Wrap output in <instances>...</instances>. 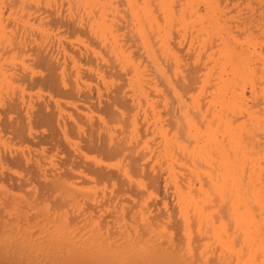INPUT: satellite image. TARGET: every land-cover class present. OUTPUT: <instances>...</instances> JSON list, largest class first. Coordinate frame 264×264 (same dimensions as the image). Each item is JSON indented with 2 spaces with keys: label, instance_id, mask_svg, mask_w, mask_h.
<instances>
[{
  "label": "bare ground",
  "instance_id": "bare-ground-1",
  "mask_svg": "<svg viewBox=\"0 0 264 264\" xmlns=\"http://www.w3.org/2000/svg\"><path fill=\"white\" fill-rule=\"evenodd\" d=\"M1 1H0V4H1ZM14 1L16 0H13V2ZM24 1L25 0H23V2ZM36 1L34 2L36 3ZM65 1L66 0H64L63 2ZM77 1L79 2V3L76 2L78 4L88 3L87 5H89V2L90 4L91 2H94V0H77ZM103 1L105 2V0ZM103 1L101 0L100 2L102 3ZM173 1H176V0H173ZM180 1L181 0H178L179 3ZM196 1H200L202 3V8L200 7L201 10H199L197 6L193 7V3ZM5 2L10 4L6 0ZM13 2L11 4H13ZM20 2L22 1L20 0L19 4ZM107 2H105L106 5H107ZM128 2L127 4L129 5L128 6L129 12L128 14L126 12V16L127 17L129 16L128 17L129 19L126 17L128 19L127 22H126V18L122 16L127 10H125L124 13H115L112 15L111 14L106 15L107 12L110 13L112 10L110 11L107 10L108 8L107 7L105 8L106 5L104 6L102 5L103 3L102 4L100 3L101 7L99 5L100 8L98 9L101 10L102 6H104L107 12L105 10H102L104 13L105 12L106 13L104 14L103 12L102 13L96 12L98 14L97 15L95 14V16L93 15L92 17L90 16L92 12H90L87 9L88 8L87 5L85 6V4H82L85 6L82 10L84 11L88 10L89 13H87L88 11L84 13L87 14V16L88 14H90L89 16L92 17V19L89 20L90 19L89 16H88L89 17L88 19L85 17V15L82 14L84 16L83 17L84 19L80 18V21L87 20L88 25L85 22L87 25L85 26L89 29H85L86 32L87 30L89 31L91 30L93 33L97 35V36L95 35L96 38H91L92 40L89 39V41L93 43V39L96 40V42L100 44L98 48L102 50V53L106 54V52H108L109 56L111 57H109L108 55L106 56H108L109 58H112V60H115L114 63L116 64L114 65V67L118 63L123 66L129 65V67H127V71L129 70V72L124 73L122 71L121 73L123 75L128 74V76L125 75L127 77H124L123 75L122 76L124 77V79L126 78L125 79L126 85H127L126 91H128L129 89L128 92H130V95L128 94L127 97L126 96L122 97V95L114 96L112 94L110 96H106L107 94L106 93L104 94L105 98L104 97L100 98L99 94L93 93L92 95V93L90 92L91 90L88 89L89 91L87 92L86 97L92 100V101L89 100L90 101L89 104L92 103V106L93 107L95 106L94 114L96 112V113H99V115L96 114L95 116L93 115L94 118L93 117L89 119L87 118L88 122H86L87 121L86 118L84 122L82 120L81 125L83 123V125L86 127L84 128L82 126L83 129L82 130L80 129L81 130L79 131L81 132L80 134H78V132L74 133L76 132L75 130L73 133L76 135L73 136L72 134V137L74 138L77 137L76 142H72L74 138L70 140L71 139L70 137H69L70 141L67 140L69 142L68 147H69L70 155L73 157L75 155L76 157L79 158L78 161H81V163L78 162L80 163L79 167L81 168V173H82V176L80 178H82L81 180L84 179V181H81V184L83 182V185L85 186L86 185L84 184L85 182L87 183V187H88V184H91L93 189H94L93 186L95 184H97L98 186V184L99 183L101 184L102 182L112 184L113 186L115 184H118L119 189H118V186H117V189L119 191L120 196L118 195V192L116 191L117 189L114 187H113V190L115 189L116 190H115V193L114 192L113 193L116 194V197L118 196L120 198L115 200L116 197L113 195L112 199H114V201H111L110 200L111 197L109 198L105 197L106 193L105 194L103 193V195L101 193H92V195H89V194L84 195V196H87V195L91 196L89 197V201L87 203H86V199H84L85 201L83 200L84 202H81V201L78 202L76 200L77 202L75 203V205L71 206V203L73 202L69 201V203L71 202L69 204L70 207L68 206V204H66V206L69 207V211H68L69 215L66 216L67 220L65 219L66 220L65 221L64 214H63L64 216L63 218L60 217L61 213L59 212H61L60 211L61 208L58 210L52 211V212L59 211L57 215L54 214L55 216L51 214L52 213L51 211H49L51 213L47 212V214L46 213L40 214L42 215L41 216L42 218L40 220H38V217L34 219L33 217H35V215L34 216L31 215V217H28V214L27 215L24 214L25 210L23 211L22 209L23 213L22 212L21 213L23 214V219H21L22 214H19L20 218L18 217L19 215L15 216L16 210L18 209V207L16 206L17 202L14 203V205L16 204L15 206L17 208H15V214H12V216L14 217H12V220H11L10 218H8L11 215L3 216L1 214L2 209H3V207L1 208V206H3L2 204H4L6 207H7L6 204H9V202L6 203L8 199L7 197L6 202L3 200L4 203L1 201L2 204H0L1 205L0 206L1 208L0 209L1 211L0 212V264H141V260L143 259V256H145L146 254L148 255L149 260H150L148 261L149 264H180V262L181 264H229L230 262L232 264H264V0H223V2L222 0L221 1L219 0H184L183 3H180V4L177 3V5H179L177 7H173L175 4L173 2V5H172V0H155V2L151 1L153 3H151L149 0H140L139 3L135 2L134 0L133 1L129 0ZM200 2L198 3V6L200 5ZM26 3L24 6L29 5ZM109 3L107 5L108 7H109ZM56 5H57V2H56ZM64 5L65 4H63V6ZM112 5L114 8V4ZM112 5L110 4L111 8H112ZM7 6L8 8L6 7V9H9L10 6L9 5ZM89 6L91 7V5ZM15 7L13 9H15ZM70 7H72V5H70ZM73 7H74L73 10L74 9L76 10L77 7L75 8V5ZM66 8H68V6ZM94 8H92V10ZM174 8L176 9L178 8V11H176V9ZM122 9L123 7L121 8V12H122ZM69 10L67 11L68 13H69ZM114 10L115 9H113V11ZM2 11L0 10V17L2 13L5 14L4 13L5 10L4 12ZM23 11L24 10L20 11V13H22ZM6 12H9V11H6ZM11 12H9V15L12 14ZM57 12L51 13L52 16L55 17L54 13H57ZM81 13H83V11ZM81 13L79 12V15ZM70 14L73 19L72 13H69V15ZM108 15H111V17H108ZM6 16H5L6 19L7 18L11 19V17H8V14ZM69 17L67 16V19ZM75 17L78 18V15H76ZM58 18H54V19H58ZM33 19L35 18H32V21ZM60 19L61 17L58 20H54V21H57L56 23H58ZM61 21L63 25L64 21L63 20ZM69 21L70 20H68V22ZM128 21H130V25L134 27V28L130 27L131 30L130 28H128L131 31V32L129 31V33L131 34L129 35V38H128L130 43H128L127 38H125V36H127L126 34L123 33L125 35L124 38L126 40L116 35V34L122 35L120 31L122 29L129 27V25H127L129 24ZM4 22H5V19L4 21H2V24L0 23V35L2 34L3 37H5V35H3L4 30L2 33L1 25H3ZM24 22H25L24 24H27V26H28V23H30L29 20H27V23H26V19ZM21 24L23 27L24 26L23 22ZM83 24L81 25L79 23V26L81 27L83 26ZM29 25L31 26V24ZM72 25L78 26L77 23L76 24L74 23V21H73V24H71V26ZM5 26L3 25V27ZM13 26L14 25L12 23V28H14ZM38 26H42V25H38ZM65 26H66V23H65ZM68 26L70 27V24ZM77 28L79 30V27ZM82 29L83 27L80 30L84 32V29L83 30ZM40 30L41 29H39V32ZM27 31L30 32V30L28 29ZM89 31L87 33H89ZM117 31L118 33H116ZM8 32H10V30H8ZM36 33L37 32H35V36H36ZM41 33H43V30L41 31ZM41 35L39 36L40 37L39 40L40 42H43V40L41 41V38H43L44 34H41ZM6 36L8 35L6 34ZM46 36L44 37V40ZM116 36H118V39L116 38ZM3 37H2V40H4ZM12 37L15 38L14 36ZM88 37H91V34ZM8 39L6 37L7 42L5 43L6 45L3 44V47L4 46L9 47V45L7 44L9 43ZM83 39L85 38L83 37ZM14 40L16 39L12 40V42L14 43L10 41L11 43L10 45L11 46L13 45L15 48L16 47L18 48L19 47L18 44H20L21 42L18 41L19 43L17 44L16 43L17 41L15 42ZM34 40L36 41L35 43L38 42L36 39L33 38V40L31 41L33 42V44H34ZM106 40H109V41L106 42ZM124 40L127 43H125ZM46 42H43V43H46ZM96 42L94 41V45H96L95 44ZM80 43L81 42H79V44ZM27 45H28V42H27ZM1 46L2 45H0V47ZM39 46L41 47L40 43H39ZM87 47H89V49L88 48L87 49L90 50L91 47L88 45ZM92 47L94 46L92 45ZM11 48H9L10 49L9 51L8 48L6 47V49L9 52H11V50L14 51V49H11ZM23 48L24 47L22 46H21L22 50L19 48L20 50L18 51V53H20V55H22V51L25 50V48L24 50ZM29 49H31V47ZM36 49H37V46L33 50L37 52ZM185 49L186 50L192 49L195 52V53L194 52L192 53L191 51L192 53L191 55H189L190 51L188 52L189 54L185 53L186 57L187 55L191 56V62H186V64L188 65L187 66L188 68H184L186 69V72L188 73V77H187L188 82L183 80V77L181 74V69H183L181 68V65H182L181 63L183 62L181 57L183 56L179 55V52L180 51L182 52ZM17 50L15 49V51ZM39 50H38L39 51L38 53H35V51L33 53V54H36L34 56H36L37 62L34 60L33 56H32L33 58L32 61H35L36 63V64L34 63L35 66L39 64V66H41V68L45 70L46 74L45 76H43V80H42L43 83L44 84L46 83V86L48 85L49 88L50 86H52L55 88V90H57L58 88L56 87L58 86L56 84L59 85L61 83V82L60 83L57 82L58 79L60 80V77L57 73H56L58 75L57 77L59 78H57V81H55V78H56L55 72L57 70V69L55 70V67L58 68V65L56 66L57 61L56 60L53 61L52 59H50V57H47L49 54H51L52 52L51 50H49V52L50 51L51 52L48 55L47 53L43 54L40 48ZM93 50L94 49H92V51ZM186 50L184 52H186ZM8 51H5V53ZM44 51L45 49L43 50V52ZM103 51H106V52H103ZM0 52H1V49H0ZM128 52L129 53L133 52L135 56H138V58L135 59V61H133L132 57L129 58L132 55H129ZM13 53L18 54L17 52H13ZM13 53H10V54L13 55ZM97 53L95 54V50H94L92 52V57L94 55L96 56ZM7 54L9 55V53ZM8 55L6 57L7 59H8ZM134 55L133 57H135ZM5 56L6 55H3V57ZM13 57H11L10 55L9 58L13 59ZM17 58H19V55H17L16 59ZM32 58H30V60ZM3 59L1 58L0 60L3 62ZM11 59H8L9 62ZM74 59L72 58V60ZM84 59L85 58H83V60ZM201 59H203V63H201L202 67L199 70H196L197 69L196 64L202 61ZM5 60L6 59H4V62ZM19 60H21V58H19L17 61ZM28 60H29V57H28ZM94 60L93 62H96V60L95 61ZM21 61L17 62V64L20 63L22 67L24 62H21ZM74 61L76 63V60ZM74 61L72 62L74 63ZM85 61L86 59L82 61V63L84 62L85 68H88L86 67ZM9 62H5V63L9 64ZM93 62L92 64H94ZM105 62L106 61H104V63ZM82 63L79 62L80 65L79 64L78 65L81 66ZM104 63H103V66H104ZM13 64L10 63L9 66L5 65V67H7L6 69L8 73L7 75H9L10 73L8 72V67L13 69L12 68ZM119 64L118 66H120ZM100 65H98L99 68L102 66ZM24 66L26 65H23V68ZM74 66L77 67V65L75 64ZM117 67H115L116 70H118ZM1 68L2 67H0V69ZM70 68L73 70L72 74L76 72V71L74 72L73 66ZM122 68L123 67H121V70H123ZM71 69L69 70L70 72H71ZM81 69H80V72L81 71L83 72V70H85V69L83 70ZM114 70L113 71L111 70L112 74ZM2 72H0V76ZM85 73L88 74L89 72L87 73L86 71ZM90 73L92 74V70ZM2 74L4 75V77L6 76L4 72ZM21 74H20V77H21ZM91 74H89V76H92ZM3 75H2V78H4ZM11 75H10V78L6 76L4 79L6 78L7 80L11 79ZM66 75L67 74H65V76ZM75 76H76V73L73 75L72 78H74ZM23 77L26 78L25 73H24V76L21 77V80L24 81L27 79V78L22 79ZM103 77H104V74H103ZM2 78L0 80H2ZM39 78L41 79L42 76L41 77L39 76ZM92 78L93 77H91V80H93ZM12 79L15 80V78H12ZM36 79H35L36 81L35 85L39 86L40 81H38L39 79L38 80ZM7 80H5L7 86L6 87L4 86V88L8 87V83L10 85V82H9L10 80H8V82ZM0 82L4 83V81H0ZM72 82L73 84H75L74 80H72ZM17 83L18 82H16V84ZM79 83L83 85L81 81ZM28 84H30V81ZM31 85H29V87ZM17 86H16V89H17ZM41 86H43V84ZM106 87H105V90H106ZM4 88L3 89L1 88V89L5 91ZM11 88L14 90L12 86L7 88V90ZM95 88L97 87L95 86L93 90H95ZM12 89L10 93L12 92L14 95L15 91L13 92ZM150 90L154 92L153 94L154 96H156V99H157V96L162 95L161 93L162 91L163 92L166 91V93L169 95L170 104L172 105V108L170 111L166 112L169 115V119H167L168 121L167 126H165L164 125L165 122H162V120L160 119L161 117H159L160 115L158 113V109H156V106L154 105V102H153L154 100L152 101L148 99V94ZM128 92H126V94ZM4 94L5 93L2 92V95ZM34 94L35 93H33V95ZM41 94H43V92ZM11 95H9V97ZM164 95L166 94H163V96ZM166 96L165 98H167ZM11 98L14 100L13 96H11ZM150 98L152 99V96ZM9 101L10 100L6 102H9ZM165 101H167V99H165ZM36 102H37V98H36ZM161 102L163 103V99ZM12 103L14 105L15 100ZM17 103L19 104V102ZM155 103L157 102L155 101ZM18 104H16L15 106H17ZM27 104L29 105V101ZM115 104L120 106L122 109L127 110L128 114L126 113L125 114L126 116H124L122 111L121 112L118 111V114H117L115 112V109H116ZM20 106L22 107L23 105L20 104ZM42 106L44 105L42 104ZM42 106L38 104L37 110L39 111V107H42ZM167 106H168V103H167ZM8 108L11 109L10 107ZM19 108L17 109L19 110ZM26 108H27V105H26ZM86 108H88V110L89 109L92 110V107L90 108V106H87ZM17 109L16 108L13 109L14 112ZM60 109H59V112H60ZM6 110L9 111L8 109H5V111H3L5 112L4 113L5 115L7 114L11 115V113H13V112L6 113L7 112ZM85 110L81 111V113L87 112ZM118 110L120 109L118 108ZM10 111H12V109ZM140 111L143 112L145 115H147L146 111L149 113L151 111L150 114H152L151 115L152 119L150 123L152 125L151 130L148 132V124H146L147 128L144 127L146 129H144L142 134L141 132L139 133V129L137 128L136 122H135L137 113H140ZM20 112L21 111L19 110L15 114H17L18 117L23 116L24 118V115L20 116V114H18ZM131 112H133L132 113L133 115H131V118L130 116L127 117V115H129V113ZM43 113L44 112L40 113V116ZM76 113L80 115V112H76ZM15 114H14V118H15ZM46 114L47 113H45L44 115ZM61 114H63V112L59 114V117ZM149 115H147V117ZM35 116L36 114H34V117ZM64 116L62 119H64ZM85 116H88V112L87 114L85 113ZM55 117L57 119L58 115ZM23 118L21 117V120L19 121H23L22 120ZM77 118L80 120V119H83L84 116L83 118H81L80 116L77 115ZM48 119H46L45 121H48L49 124L47 123L46 124L50 125V122H49L50 120ZM60 119H58V121H60ZM74 120L76 121V119ZM79 120L78 122L81 121ZM53 121H55V119ZM58 121H55L56 126L61 125V123L59 124ZM108 121H111L113 123L114 121L115 123L117 122V127L119 126L118 124L122 122L124 124L125 129L124 128L122 129L119 126V128H117V130L115 129L116 130L115 131L113 127L112 130L114 132L111 133L110 126L107 125ZM2 122L3 120L1 121L0 124H2ZM60 122H62V120ZM4 123H6V125H10V124L12 125V123H9L8 121ZM13 123H15L16 125L15 120ZM72 124L74 125V123ZM22 125L19 124L18 126L21 128V130L22 129L24 130L25 127L27 129V123L25 124V126L23 125L24 127ZM52 125L54 126L55 123ZM67 126L71 127L72 125L70 122H68ZM11 127L12 128L14 127V129H11V132L12 130H14L13 131L14 133L13 132L11 133L10 128H7V126L5 128L7 132L11 133L13 136L15 133H19L18 135L20 137L19 136L17 137L21 138V141H20L21 143L22 136L24 135L23 137L26 138L25 136L27 134L26 131H25V134H22L24 132L23 131L19 132L18 129L20 130V128H16L17 125L16 127L14 125H12ZM73 128H76V126H74ZM54 129L56 131V128ZM72 129H71V132L73 131ZM29 130L31 129L29 128ZM68 131H70V129ZM59 133H61V130L58 132V134ZM64 133H68V132L64 131ZM63 135L65 136V134ZM148 135H152L153 137L155 136L157 138V146L154 147L153 149L150 148V151H148V149L147 151L145 150L146 153L143 152L140 155L139 150H138L139 148L140 149H142V147L148 148L147 146V140H148L147 136ZM2 145L4 144L1 143V146ZM145 148H143V150ZM87 154H90V155H87ZM20 155H18L19 157H17L18 158L17 160H19ZM7 157L9 158L8 154H7ZM14 157L16 158V156ZM157 157L162 162L164 159L165 161L164 167H162L164 163L160 165L161 162L159 161H158L159 166H157L158 164L156 165L157 161L156 163L151 162L152 160H154V158H157ZM144 158H147V159L145 160ZM2 159L5 161L6 158L3 157ZM20 159H23V158H20ZM74 160L75 159L71 160L73 161L72 163H74V165L72 163L71 164L76 167ZM23 162H21L20 160L18 164L21 165L22 163V165H24ZM22 165H21V168L22 169L24 168V169L23 170L21 169V170L24 171L27 167H24V166L22 167ZM4 166L2 168H4ZM11 166L13 169V164ZM18 167L20 169V166ZM18 167L15 166L14 169ZM75 167H68L67 173H66V176L68 179L67 181L63 180L64 179L63 177H60V176L58 177L59 173L57 174L55 172L57 175L56 174L54 175L52 174V172H50L52 175H54L53 177L48 176L47 175L48 173H46L47 177L51 178V179L47 178V182L50 187L49 189H51L50 191L54 192V190L56 189V188L54 189V187H57L55 184L52 185L54 186L52 187L50 186V183H49L51 182V184H53L52 182H55V180L54 181H51V180L52 178L56 176V178L58 177L57 180L59 178H62L60 180H63L66 182L69 181L67 184V186L69 187L64 185L65 183L63 181L62 182L64 183L63 184L64 187L66 186L69 189L70 197L71 196L74 197L71 194L72 192H74V190H76V188L74 189V186L75 184L78 183L74 179L76 178L77 180V178L79 177V176L77 177L75 171L73 170ZM44 170L49 172V170L45 168L43 169V174H44ZM52 170L53 169H51V171ZM9 171H7L8 175H10ZM26 171H24V173ZM31 172H33L32 169H31ZM31 172H28V173L30 174ZM1 173L2 172H0V174ZM62 174L63 173L61 171L60 175ZM8 175H6L5 177H7ZM34 175L37 176L38 173L37 175L34 173ZM34 175L33 177H30L29 175V177L35 178ZM2 177H3V174H2ZM2 177L0 176V180H2ZM12 177L11 179L17 184V179L19 180L20 177L19 176H18L19 178L16 177L17 179H15V177L14 178ZM26 177L28 176L26 175ZM29 177L28 179L26 178L27 181L28 180L30 181ZM37 177H38L37 183H39L41 179L43 181V178L40 177V173H39V176ZM39 177H40V180H39ZM9 178L7 177L6 180L10 181L11 179L9 180ZM26 180L25 182H27ZM33 180L34 179H32V181ZM20 181L22 183L18 182L19 184H17V186L20 187L21 189V186H23L24 188V185L22 184H25V183H23L24 179L20 178ZM45 181H46V178H45ZM45 181L43 182L47 185ZM60 182L61 181H57L58 183L57 185L61 186L60 189H62V185H60ZM10 183H11V186L13 185L16 187L15 183L14 184H12V182ZM10 183L9 182L8 184L6 183L8 187H11L9 186ZM37 183L36 185H34L35 183L31 185L32 186L34 185V187L37 185L39 186L41 182L39 184ZM2 184H4V182ZM42 185H43L42 188L44 190L45 188L44 184L42 183ZM80 187H77V190L78 188L83 189ZM26 188L27 187L24 188L23 192H25ZM57 189H59V187ZM13 191H15V189ZM62 191H65L64 188L62 189ZM6 192H9V191H6ZM17 192H15L16 194L14 195L20 197V195H17L18 194ZM26 192H29V191L26 190ZM19 193H20V190H19ZM48 193L49 192H46L45 194H48ZM24 194H27V193H24ZM34 194H37V192L36 193L34 192ZM39 194L40 193L37 194L36 199L38 198V196H39V199L43 197V194L42 195H39ZM107 194L110 195V192L109 193L107 192ZM11 195L13 198H15V200L17 199L15 196H13V194ZM82 195H81V198H82ZM99 195H102L101 199H99L98 197ZM0 196H1L0 199H2L3 198L2 194ZM31 196L34 197V195H32V192L30 193V196L28 197H31ZM45 197L46 196H44L43 198ZM50 197L49 198L46 197V200L47 198L49 200ZM34 198H33V201H34ZM43 198L42 200H40V202L43 204L42 206L38 199L37 200L35 199L36 200L35 202L38 205L40 203L39 206L41 207H43L44 205L48 207L47 204L43 203L45 202ZM21 199H22V195H21ZM29 199H28V203H29ZM54 199L51 198V200H54ZM58 199L57 201L59 202L60 199L59 200ZM30 201L32 202V200ZM57 201L56 200L55 202L49 201V203L55 204ZM35 202H34V205L36 204ZM80 202H81V205L86 204V206L84 208H82L83 206H81V209H83V211H79V213L76 215L74 213H77V212H73V211L76 208V204L80 208V204H79ZM57 203L55 205L59 207ZM53 204L51 205L49 204V205L53 208V206H55ZM12 205L7 207L9 211H10V207L12 209L14 208L13 207L14 205L13 206ZM24 205L26 206L27 204H24ZM5 206H4V209H7L5 208ZM46 207H43V208H46ZM61 207H64V205L63 206L61 205ZM65 207H64V210H65ZM20 208L21 206L19 207V209ZM52 208L50 210H53ZM77 208L75 211L78 210ZM4 209H3V213H8L7 212L8 210L5 212ZM32 210L30 209V211ZM31 213L33 214V212ZM36 214L39 215L38 212ZM145 214L146 216H144ZM19 224H21V226H19ZM33 226H35L36 228L34 233H32V231L30 230V228ZM140 241H142L141 245L144 242L143 243L144 245L142 246L146 245V247L148 246V248L144 247V249H141L142 246L140 247L138 246ZM145 248H146V251L144 254H142L141 250H145ZM214 254H215L214 260L208 258L209 256L213 257ZM172 259L175 263L172 261Z\"/></svg>",
  "mask_w": 264,
  "mask_h": 264
},
{
  "label": "rangeland",
  "instance_id": "rangeland-1",
  "mask_svg": "<svg viewBox=\"0 0 264 264\" xmlns=\"http://www.w3.org/2000/svg\"><path fill=\"white\" fill-rule=\"evenodd\" d=\"M1 1V0H0ZM3 1V0H2ZM1 1V4H2V6H1V4H0V10L2 11V9H3V11L2 12H4V10H5V14L7 15L8 14V17H11V19L10 18H7L6 19V15L5 14H3L2 13V15H1V19H0V23L2 24V21H4V19H5V22H6V24H5V22H4V26L5 27H3V25H1L2 26V33H3V30H4V33H3V35H5V37H3L2 36V34L0 35V36H2L3 38H4V40H2V37H0V45H2L1 47H0V49H1V52H0V59L2 58H4V59H6L5 60V62H9V60L8 59H11V58H9L10 57V55H11V57H13L14 56V54L15 53H13V52H17L18 53V51L21 49V46L22 47H24L25 48V50H24V48H23V50L25 51H22V55H20V53H18V54H15V58L13 57V59H11L10 60V62H9V64L7 63H5L4 62V59H3V62L0 60V64H1V66L0 67H2L1 69H0V72H2V70H3V72L5 73V75L8 77V78H10V75H11V79H8V80H10L9 82H10V85L14 88V90H13V92L15 91V93H14V95H13V93H12V95H11V93H10V91H11V89H9V90H7V88H9V87H11L10 85H9V83H8V87L7 88H4V86L6 87L7 86V84H6V82H5V80H7V78L6 79H4L5 77H4V75L1 73V76H0V79L2 78V75H3V77L4 78H2V80H0V81H4V83L3 82H0V123H1V121L3 120V122H2V124H0V146H1V143L2 144H4V145H2L1 146V148H0V172H2L1 174H0V176L2 177V174H3V177H2V180H0V193L2 194V199H0V204H2L1 203V201L3 202V200L6 202V199H7V197H8V199H7V202L6 203H8L9 202V204H6L7 205V207H9V206H11L12 205V203H13V205H14V203H16L17 202V207H18V209L16 210V215L15 216H18L19 214H22L23 213V211H24V214H28V217H31V215H35V217H33L34 219L36 218V217H38V220H40L42 217V215H40V214H43V213H46L47 214V212L48 213H51L52 211H55V210H58V209H60L61 208V212H59V211H56V212H52L51 214H55V215H57V213L59 212V213H61L60 214V217L61 218H63L64 216V220L66 219L67 220V218H66V216L67 215H69V207H70V203H69V201H72L73 203H71V206L72 205H75V203L78 201H81V202H84L85 200L84 199H86V203L89 201V197H91V196H89V195H92V193H101L102 195H103V193L105 194V197L107 198H109V197H111L110 198V200L111 201H114V199H112L113 198V195L116 197V194H114L115 193V190L117 189V186H118V189H119V185L118 184H115L114 186L112 185V184H109V183H99L98 184V186H97V184H93L94 186V189L92 188V185L91 184H88V187H87V183H85L84 182V184H86L85 186L83 185V182H82V184H81V181H84V179L83 180H81L82 178H80L81 176H82V173H81V168L79 167L80 165V163H81V161H78L79 160V158L78 157H76L75 155H74V157L73 156H71L70 155V153H69V147H68V144H69V142L68 141H70V140H72L74 137H72V134H73V136L74 135H76V134H74V133H77L78 132V134H80L81 132H79V131H81L82 129H83V127L85 128L86 126H84L83 125V123H82V125H81V122H82V120H83V122L85 121V118L87 119H89V118H94V116L96 115V114H98L99 115V113H96L95 112V114H94V110H95V106L93 107L92 106V103L91 104H89L90 103V101H92V100H90L88 97H86V94H87V92L89 91V90H91L90 92L92 93V95H93V93L95 94H99V96H100V98H105V95L104 94H106V96H110L111 94L112 95H122V97H127V95L129 94L130 95V92H128L129 91V89H128V91H126L127 90V85H126V78L124 79V77H127L128 76V74H125V75H127V76H125V75H123L121 72L123 71L124 73L125 72H129V70L127 71V67H129V65L128 66H123V65H121V64H119L120 66H118V64L115 66V67H120V68H118L117 67V69L118 70H116V68L114 67V65L116 64V63H114L115 62V60H112V58H109V57H111V56H109V54H108V52H106V51H103V52H106V54L105 53H102V50L100 49V48H98V46L100 45V44H98V42H96V40H94L93 39V43L91 42V41H89V39L90 40H92L91 38H96V34L95 33H93L91 30V32L89 31V30H87V32L89 31V33H87L86 32V30L85 29H89V28H87L86 26L88 25V21L86 20V21H84V20H81L80 21V18H82V19H84L83 17V15H85V17L86 18H88L89 19V17L90 16H92L93 17V15L95 16V14L97 15L99 12L100 13H102L103 11L102 10H105V8L107 7L108 9L107 10H112L110 13L109 12H107V10H105L106 12V15L107 14H115V13H124V11L125 10H127V11H125V13H124V15H122V16H124V18H126L127 16H126V12H127V14H128V12H129V5L127 4V2L129 1H127V0H109L110 1V3H109V1L108 0H105V2H107V5H108V3H109V7L105 4V2L103 1L102 3L99 1V0H94V2H91V4H90V2H89V5H91V7L92 8H94L93 10H92V8L89 6V5H87L86 3H81V4H78L79 2L76 0H72L73 1V3H74V1H75V3H74V5H75V8H76V10L74 9L73 10V3H72V1H70V0H66L65 2H63L64 0H45V1H43V0H25L24 2H23V0H21L22 2H20V4H19V1L20 0H16V1H14L13 2V0H6L7 2H9L10 4H8V3H6L5 2V0L2 2ZM34 1H36V3L34 2ZM49 1V2H48ZM68 1V2H67ZM115 1H116V3H115ZM133 1V0H132ZM135 2H140V0H134ZM150 2L151 1H153V2H155V0H149ZM219 1H221V0H219ZM13 2V4H11ZM27 2V3H26ZM33 2V3H32ZM38 2H40V3H38ZM52 2V3H51ZM55 2V3H54ZM56 2H57V5H56ZM76 2H78V3H76ZM97 4H96V3ZM98 2H100L102 5H106L105 6V8H104V6H102V9L100 10V9H98V8H100L101 7V4L100 3H98ZM123 2V3H122ZM153 2H151V3H153ZM173 2H174V6L173 7H177V6H179V5H177V3L178 4H180V3H183L184 2V0H181L180 1V3L178 2V0H176V1H173L172 0V5H173ZM200 1H196V2H194L193 3V7H195V6H197V8L199 9V10H201V8H202V3L200 2V5L198 6V3H199ZM222 2H223V0H222ZM17 3V4H16ZM25 3L26 4H29V5H26V6H24L25 5ZM34 3H35V5H34ZM38 3V4H37ZM59 3V4H58ZM68 3H69V5H68ZM95 5H94V4ZM129 3V2H128ZM196 3V4H195ZM4 4V5H3ZM16 4V5H15ZM37 4V5H36ZM44 4V5H43ZM63 4H65L64 6H63ZM79 6H77V5ZM82 4H85V6L87 5V9L90 11V12H92L91 13V15L90 14H88V16H87V14H85L84 12H86V11H88V10H82L85 6L84 5H82ZM110 4L112 5V4H114V8H113V5H112V8L113 9H115L114 11H113V9L111 8V6H110ZM123 4V5H122ZM125 4V5H124ZM7 5H9L10 7H9V9H6V7L8 8V6ZM11 5H13V6H11ZM32 5V6H31ZM38 5H39V7H40V9H39V7H38ZM41 5H43V6H41ZM53 5V6H52ZM68 6V8H66L67 6ZM70 5H72V7H70ZM98 5V6H97ZM99 5H100V7H99ZM122 5V6H121ZM4 6V7H3ZM16 6V7H15ZM21 6V7H20ZM28 6V7H27ZM60 8H59V7ZM66 6V7H65ZM83 6V7H82ZM96 6H97V8H96ZM119 6H120V8H119ZM15 7V9H13ZM30 7V8H29ZM53 7V8H52ZM123 7V9H122V12H121V8ZM201 7V8H200ZM24 8V9H23ZM27 10H26V9ZM35 8H37V9H35ZM42 8H43V10H42ZM85 8V9H86ZM90 8V9H89ZM104 8V9H103ZM116 8H118V9H116ZM17 9H18V11H17ZM32 9V10H31ZM48 9H49V11H48ZM71 11H70V10ZM96 9H97V11H96ZM174 9H176V8H174ZM22 10H24L22 13H20V11H22ZM30 10V11H29ZM34 10H35V12H34ZM39 10V11H38ZM45 10V11H44ZM69 10V13H72V15H73V19H72V16H71V14L69 15V13L67 12ZM79 10V11H78ZM80 10H82L83 11V13H81L82 11H80ZM92 10V11H91ZM6 11H9V12H11L10 14L11 15H9V12H6ZM29 11V12H28ZM38 11V12H37ZM44 11V12H43ZM58 11V12H57ZM62 11H63V13H62ZM65 11V12H64ZM89 11L87 12V13H89ZM95 11V12H94ZM176 11H178V8L176 9ZM175 11V12H176ZM14 12H16V13H14ZM53 13V12H57V13H54L55 14V17L54 16H52V14L50 15V14H48V13ZM67 12V13H66ZM78 12V13H77ZM79 12L81 13L80 15H79ZM96 12H98V13H96ZM25 13V14H24ZM42 15H41V14ZM60 13V14H59ZM65 13V14H64ZM104 13V12H103ZM104 13V14H105ZM34 14V15H33ZM36 14H37V16H36ZM48 14V15H47ZM53 14V15H54ZM67 14V15H66ZM83 14V15H82ZM4 15V16H3ZM16 15V16H15ZM28 15H29V17H28ZM41 15V16H40ZM51 17H50V16ZM63 15H64V17H63ZM76 15H78V18L77 17H75ZM111 15H108V17H111ZM6 16V17H5ZM31 16H32V18H35V19H33V21H32V18H31ZM33 16H35V17H33ZM67 16L69 17L68 19H67ZM82 16V17H81ZM21 17H22V19H21ZM36 17H38V18H36ZM61 17V19L59 20V22L61 23H56L57 21H54V20H58L59 18ZM92 17H90V19L89 20H91L92 19ZM129 17V16H128ZM127 17V18H128ZM27 18H29V19H27ZM45 18V19H44ZM51 18H58V19H51ZM75 18V19H74ZM85 18V19H86ZM126 18V22H127V20L129 19H127ZM3 19V20H2ZM10 19V20H9ZM25 19H26V23H27V20H29V22L30 23H28V26H27V24H24L25 22ZM31 19V20H30ZM76 19H77V21H76ZM79 19V20H78ZM18 20V21H17ZM61 20H63L64 21V23H63V25H62V21ZM67 20V21H66ZM68 20H70L69 22H68ZM74 21V23L76 24L77 23V25L78 26H76V25H72L71 26V24H73V21ZM38 21H40V22H38ZM66 21V22H65ZM72 21V22H71ZM19 24H18V23ZM23 22V27H22V23ZM36 22V23H35ZM38 22V23H37ZM87 23V25H86V23ZM12 23H13V27L15 28V30H14V28H12ZM16 23H17V25H16ZM33 23V24H32ZM35 23V24H34ZM40 23V24H39ZM48 23V24H47ZM65 23H66V26H65ZM79 23L82 25L83 24V26H79ZM128 23L129 24H127V25H129V27H127V28H125V29H122L121 31H120V33H122V35L121 34H116V35H118L120 38H124V34H126L127 36H125V38H127V40H128V38H129V35L131 34V33H129V31L131 30V28H134L132 25H130V21H128ZM10 24V25H9ZM29 24H31V26H32V28H31V26L29 25ZM42 25V26H38V25ZM44 24V25H43ZM70 24V27L68 26V25ZM20 25V26H19ZM37 25V26H36ZM61 25V26H60ZM86 25V26H85ZM7 26H9V27H7ZM59 26V27H58ZM26 27H28V28H25ZM38 27V28H37ZM40 27V28H39ZM42 27V28H41ZM44 27V28H43ZM46 27V28H45ZM49 29H48V28ZM58 27V28H57ZM68 27V28H67ZM74 27V28H73ZM77 27H79V30H78V28ZM83 27V29H84V32H82L80 29ZM85 27V28H84ZM131 27V28H130ZM4 28V29H3ZM19 28V29H18ZM22 28H24V29H22ZM128 28H130V30L128 29ZM27 29L28 30H30V32L29 31H27ZM39 29H41L40 30V32H39ZM46 29H48V30H46ZM55 29V30H54ZM58 29V30H57ZM75 29V30H74ZM82 29V30H83ZM8 30H10V32H8ZM16 30H17V32H16ZM24 30V31H23ZM33 30V31H32ZM36 30H38V31H36ZM43 30V33H41V31ZM59 30H61V31H59ZM68 30V31H67ZM74 30V31H73ZM7 31V32H6ZM12 31V32H11ZM19 31V32H18ZM22 31V32H21ZM67 31V32H66ZM70 31V32H69ZM126 33H125V32ZM6 32V33H5ZM35 32H37L36 33V36H35ZM38 32H39V34H38ZM45 32V33H44ZM60 32H62V33H60ZM86 32V33H85ZM131 32V31H130ZM8 33H10V34H8ZM12 33H13V35H12ZM15 33H16V35H15ZM53 33V34H52ZM77 33V34H76ZM83 33V34H82ZM93 33V34H92ZM116 33H118V31L116 32ZM124 33V34H123ZM6 34L8 35V36H6ZM25 34V35H24ZM31 36H30V35ZM41 34H44L43 35V38H41V41L43 40V42H46V43H43V42H40V35ZM52 34V35H51ZM57 34V35H56ZM63 34V35H62ZM65 34V35H64ZM85 34H86V36H85ZM91 34V37H88L89 35ZM14 36L15 38H13L12 36ZM23 35V36H22ZM28 35V36H27ZM34 35V36H33ZM48 37H47V36ZM50 35V36H49ZM81 35H83V36H81ZM96 35V36H95ZM17 36V37H16ZM46 36V38H45V40H44V37ZM57 36V37H56ZM79 36V37H78ZM118 36H116V38L118 39ZM6 37H7V39H8V42L9 43H7L8 45H9V47L8 46H6L7 48H8V50L10 51V49L9 48H11L12 46L10 45L11 43H10V41L12 42V40L13 39H16V40H14L17 44L19 43V42H21L20 44H18V48L16 47H12L11 49H14V51L13 50H11V52H9L7 49H6V47L4 48L3 47V44H5L7 41H6ZM20 37V38H19ZM24 37V38H23ZM27 37V38H26ZM38 37V38H37ZM41 37H42V35H41ZM83 37L85 38V39H83ZM11 38H12V40H11ZM33 38L34 39H36L38 42L37 43H35L36 41L34 40V44H35V46H34V44H33V42H31L32 40H33ZM56 38V39H55ZM65 38V39H64ZM68 38V39H67ZM124 38V39H125ZM22 39V40H21ZM28 39V40H27ZM32 39V40H31ZM51 39V40H50ZM54 39V40H53ZM67 39V40H66ZM64 40V41H63ZM69 40V41H68ZM71 40V41H70ZM83 42H82V41ZM126 40V39H125ZM124 40V41H125ZM178 40V39H177ZM19 41V42H18ZM24 41V42H23ZM67 41V42H66ZM94 41L96 42L95 44L96 45H94ZM107 41H109V40H106V42ZM27 42H28V45H27ZM49 42V43H48ZM60 42V43H59ZM79 42H81L80 44H79ZM91 44H90V43ZM105 42V43H106ZM2 43V44H1ZM12 43H14V42H12ZM39 43H40V45H41V47L39 46ZM67 43V44H66ZM74 43V44H73ZM78 43V44H77ZM125 43H127L126 41H125ZM128 43H130V41L128 40ZM26 44V45H25ZM52 44V45H51ZM65 44V45H64ZM82 44V45H81ZM98 44V45H97ZM107 44V43H106ZM6 45V44H5ZM15 45V44H14ZM31 45V46H30ZM46 45V46H45ZM74 45H75V47H74ZM86 45V46H85ZM87 45L88 46H90L92 49H94L95 50V54L98 52V50H99V52L97 53V57H99V58H97L95 55L92 57V52L94 51H92V49L90 48V50H88L89 49V47H87ZM92 45L94 46V47H92ZM16 46V45H15ZM36 46H37V52L35 51V50H33L34 48H36ZM45 46V47H44ZM53 46V47H52ZM74 47V49H73V47ZM77 46V47H76ZM80 46V47H79ZM82 46H83V48H84V50H83V48H82ZM31 47V49H29ZM41 49V52L44 54V53H47V55L51 52V54H49L47 57H50V59H52L53 61L54 60H56L57 61V64H56V66L58 65V68L57 67H55V70H56V72H55V81H57V78H59L60 77V80L58 79V83H63L64 84V86H63V84H56L58 87H56V88H58L57 90H55V88L54 87H52V86H50V88H49V86H48V88H47V86H46V83L44 84L43 83V76H45V70L44 69H42L41 68V66H39V64H37L36 66L34 65V63H35V61L37 62V60H36V56H34V55H36V54H33L34 53V51H35V53H38L40 50H39V48ZM44 47V48H43ZM60 47V48H59ZM65 47V48H64ZM70 47V48H69ZM96 47V48H95ZM20 48V49H19ZM33 48V49H32ZM48 48V49H47ZM66 49L65 51L64 50H62V49ZM78 48V49H77ZM88 48V49H87ZM98 48V49H97ZM15 49L17 50V51H15ZM45 49V51L43 52V50ZM80 49H81V51H80ZM85 49H86V51H85ZM22 50V49H21ZM30 50H31V52H30ZM39 50V51H38ZM49 50H51L50 52H49ZM186 50V49H185ZM185 50H183L181 53L179 52V55L180 56H183V57H181L182 58V60H183V62L181 63L182 65H181V68H183V69H181V74H182V77H183V80H185L186 82H188V73L186 72V69H184V68H188L187 66V64H186V62H191V56H188L187 55V57H186V54L185 53H187V54H189V55H191L194 51L192 50V49H189V50H186V52H184ZM4 51V52H3ZM5 51H8V52H6L5 53ZM91 51V52H90ZM190 51V52H189ZM191 51H192V53H191ZM21 52V51H20ZM189 52V53H188ZM3 53H5V54H3ZM7 53H9V55L7 54ZM10 53H13V55L12 54H10ZM26 53V54H25ZM56 53V54H55ZM100 53H102V54H100ZM195 53V52H194ZM6 55L5 57H3V55ZM28 54V55H27ZM32 54V55H31ZM58 54V55H57ZM100 54V55H99ZM128 54L129 55H132V56H130L129 58H133V61H135V59H137L138 58V56H135L134 55V53L132 52H128ZM182 54H184V55H182ZM7 55H8V59L6 58L7 57ZM17 55H19V58H21V60H23V61H21V60H19V61H17L19 58H17L16 59V57H17ZM72 57H71V56ZM106 55H108V56H106ZM133 55L135 56V57H133ZM27 56V57H26ZM32 56H33V58H34V60L35 61H32L33 60V58H32ZM52 56V57H51ZM58 56V57H57ZM68 56V57H67ZM78 56V57H77ZM82 56V57H81ZM104 56V57H103ZM25 57V58H24ZM28 57H29V60H28ZM81 57V58H80ZM91 57V58H90ZM186 57V58H185ZM22 58H24V59H22ZM30 58H32L31 60H30ZM57 58V59H56ZM65 58V59H64ZM72 58L74 59V60H76V63H75V61L74 60H72ZM80 58V59H79ZM83 58H85L86 59V61H85V63H86V67H88V68H85V65H84V62L82 63V61H84L83 60ZM88 58V59H87ZM14 59H16V60H14ZM64 59V60H63ZM96 60V62H93V60ZM97 59H99V60H97ZM114 59V58H113ZM186 59V60H185ZM8 60V61H7ZM13 60H14V62H13ZM70 60H72V61H74V63L72 62V61H70ZM80 60V61H79ZM94 60V61H95ZM101 60V61H100ZM190 60V61H189ZM202 61H200L198 64H196V67H197V69L196 70H199L201 67H202V64L201 63H203V59H201ZM24 62L23 63V65H26V66H24V68L26 69H24L23 68V65H22V67H21V64L19 63V64H17V62ZM32 61V62H31ZM55 61V62H56ZM64 61V62H63ZM80 63H82L81 64V66H79L80 64H79V62ZM89 61V62H88ZM99 61H100V63H99ZM104 61H106L105 63H104ZM28 62V63H27ZM72 62V63H71ZM92 62L94 63V64H92ZM113 64H112V63ZM10 63H14L13 65H12V68L13 69H11V68H9L8 67V72H10L9 73V75H7L8 73H7V71H6V69H7V67H5V65L7 66H9L10 65ZM31 63V64H30ZM59 63V64H58ZM64 63V64H63ZM87 63H88V65H87ZM103 63H104V66H103ZM184 63H185V65H184ZM2 64H4V65H2ZM28 64V65H27ZM36 64V63H35ZM73 64V65H72ZM74 64L75 65H77V67L76 66H74ZM79 64V65H78ZM89 64H90V66H89ZM103 66H101V65ZM32 65V66H31ZM96 65V66H95ZM98 65H100L101 67L99 68V66ZM4 66V67H3ZM14 66V67H13ZM35 66V67H34ZM72 67L73 66V68H74V72L76 73V76L74 77V78H72L73 77V75L75 74V73H73L72 74V72H73V70L70 68V67ZM200 66V67H199ZM11 67V66H10ZM20 67V68H19ZM31 67V68H30ZM37 67V68H36ZM79 67V68H78ZM114 67V68H113ZM121 67H123L122 69L123 70H121ZM124 67H125V69H124ZM199 67V68H198ZM30 68V69H29ZM62 68V69H61ZM82 68V69H81ZM104 68V69H103ZM17 69V70H16ZM22 69V70H21ZM60 69V70H59ZM71 69V72L69 71ZM79 69V70H78ZM80 69L81 70H83V69H87L86 71H87V73L88 74H86L85 72V70H83V72L81 71L80 72ZM108 69V70H107ZM115 69V70H114ZM12 70V71H11ZM24 70V71H23ZM28 70V71H27ZM65 70V71H64ZM77 70H78V72H77ZM91 70H92V74L90 73L91 72ZM107 70V71H106ZM111 70L113 71L114 70V72H113V74H112V72H111ZM62 73H61V72ZM119 71V72H118ZM13 72V73H12ZM60 72V73H59ZM94 72V73H93ZM100 72V73H99ZM116 72H117V74H116ZM22 73V74H21ZM24 73H25V76H26V78H22V79H26V80H24L25 81V83H24V81H22L21 80V77L22 76H24ZM33 73V74H32ZM59 75V77H57L58 75ZM80 73H82V74H80ZM20 74H21V77H20ZM28 74V75H27ZM65 74H67L66 76H65ZM89 74H91L92 76H89ZM103 74H104V77H103ZM184 74V75H183ZM15 75V76H14ZM60 75H62V76H60ZM71 75V76H70ZM79 75V76H78ZM124 77H123V76ZM39 76L41 77L42 76V78L40 79L39 78ZM78 76V77H77ZM97 76V77H96ZM100 76V77H99ZM18 77V78H17ZM37 79H36V78ZM63 77V78H62ZM81 77H83V78H81ZM91 77H93L92 79L93 80H91ZM96 79H95V78ZM99 77V78H98ZM12 78H15V80H16V78H17V80L15 81L14 79H12ZM34 78V79H33ZM75 78H76V80H75ZM79 78H81V79H79ZM31 79V80H30ZM35 79L36 80H38V81H40L39 82V86L38 85H35ZM79 79V80H78ZM96 81H95V80ZM116 79V80H115ZM8 80H7V82H8ZM21 80V81H20ZM63 82H62V81ZM70 80V81H69ZM72 80H74L75 81V84H73V82H72ZM82 80H84V81H82ZM101 80H102V82H101ZM108 80V81H107ZM119 80V81H118ZM29 81H30V84H28L29 83ZM33 81H34V83H33ZM42 81V82H41ZM68 81V82H67ZM81 81V83L83 84V85H81L79 82ZM16 82H18L17 84H16ZM21 82H22V84H21ZM84 82H85V84H84ZM90 82V83H89ZM108 82H109V84H108ZM119 82V83H118ZM11 83H13V84H11ZM25 85H24V84ZM38 83V82H37ZM77 83V84H76ZM87 83H88V85H87ZM1 84H3V85H1ZM20 84V85H19ZM33 86H32V85ZM43 84V86H41V85ZM67 84V85H66ZM69 84V85H68ZM18 85V86H17ZM24 87H22V86ZM29 85H31L30 87H29ZM37 86V87H35V86ZM66 85V86H65ZM74 85H76V86H74ZM77 85H79V86H77ZM87 85V86H86ZM103 85V86H102ZM106 85H107V87H106ZM16 86H17V89H16ZM30 88H28V87ZM62 86V87H61ZM68 86V87H67ZM97 87V88H95V90H93L94 89V87ZM100 86H101V88H100ZM19 87V88H18ZM51 87H52V89H51ZM69 87H70V89H69ZM77 87H78V89H77ZM87 87V88H86ZM105 87H106V90H105ZM4 88L5 89V91L4 90H2V89ZM20 88H21V90H20ZM38 88V89H37ZM40 88V89H39ZM68 88V89H67ZM54 89V90H53ZM79 89H80V91H79ZM89 89V90H88ZM108 89V90H107ZM2 90V91H1ZM18 90V91H17ZM19 90H20V92H19ZM36 90V91H35ZM40 90H41V92H40ZM47 90V91H46ZM53 92H52V91ZM85 90V91H84ZM97 90H99V91H97ZM38 91V92H37ZM77 91V92H76ZM2 92L3 93H5L4 95H2ZM23 92V93H22ZM43 92V94H41ZM72 92V93H71ZM82 92V93H81ZM102 92V93H101ZM126 92H128L127 94H126ZM161 92V91H160ZM18 93H19V95H18ZM22 93V94H21ZM28 93H29V95H28ZM32 93V94H31ZM33 93H35L34 95H33ZM154 92H152V90H150V92H149V94H148V99L149 100H154L153 102H154V105L156 106V109H158V113H159V117H161L160 119L162 120V122H165L164 123V125L165 126H167L168 125V121H167V119H169V115L166 113L167 111H170L171 110V108H172V105L170 104V98H169V95L166 93V91H162L161 93H162V95H159V96H157V99H156V96H154V94H153ZM160 93V94H161ZM6 94H7V96H8V98H7V96H6ZM55 94V95H54ZM124 94H126V95H124ZM163 94H166V95H164L163 96ZM9 95H11V96H13L14 97V100H15V103H14V105H13V103L12 102H14V100L11 98V96L9 97ZM27 97H26V96ZM50 97H49V96ZM71 95V96H70ZM104 95V96H103ZM19 96V97H18ZM35 96H37V97H35ZM41 96V97H40ZM56 96V97H55ZM69 98H68V97ZM152 96V99L150 98ZM163 96V97H162ZM165 96L167 97V98H165ZM18 97V98H17ZM22 97V98H21ZM43 97V98H42ZM51 97H52V99H51ZM72 97V98H71ZM4 100H3V99ZM36 98H37V102H36ZM50 98V99H49ZM88 98V99H87ZM163 99V103L161 102L162 101V99ZM10 100L9 102H6V101H8V100ZM17 99H18V101H17ZM20 99H22V100H20ZM34 99V100H33ZM39 99V100H38ZM43 99V100H42ZM46 99V100H45ZM57 99V100H56ZM70 99V100H69ZM156 99V100H155ZM160 101H159V100ZM165 99H167V101H165ZM2 100V101H1ZM59 100V101H58ZM90 100V101H89ZM19 102V104L17 103V102ZM23 101H24V103H23ZM28 101H29V105L31 106V108H30V106L27 104L28 103ZM58 101V102H57ZM65 101H66V103H65ZM155 101L157 102V103H155ZM166 103H165V102ZM11 102V103H10ZM53 102V103H52ZM62 102H64V103H62ZM71 102V103H70ZM56 103V104H55ZM59 103V104H58ZM70 103V104H69ZM77 103V104H76ZM82 103V104H81ZM143 103V102H142ZM141 103V104H142ZM165 103V104H164ZM167 103H168V106H167ZM8 104H9V106H8ZM16 104H18L19 105V107H18V105L17 106H15ZM20 104L21 105H23L22 107L20 106ZM38 104L40 105V106H42V104L45 106H42V107H39V111L37 110L38 108ZM53 104V105H52ZM55 104V105H54ZM58 104V105H57ZM63 104V105H62ZM165 106H164V105ZM10 105H12V106H10ZM26 105H27V108H26ZM35 105V106H34ZM116 105V104H115ZM5 106V107H4ZM6 106H8V107H10L11 109H12V111H10L11 109H9L8 107H6ZM15 106V107H14ZM25 106V107H24ZM29 106V107H28ZM34 108H33V107ZM46 106H48V107H46ZM56 106V107H55ZM60 106V107H59ZM70 106H72V107H70ZM87 106H90V108L92 107V110L91 109H89L88 110V108H86ZM13 107V108H12ZM60 109V112H59V109ZM68 107V108H67ZM74 107V108H73ZM17 109V108H19V110L21 111L20 113H18V114H20V116L21 115H24V118H23V116H21L23 119V121H24V123L26 124L27 123V129H26V127L24 128V130L22 129L21 130V128L20 127H18L19 126V124H21L22 125V123H23V121H19V120H21V117H18V115L17 114H15V113H17L19 110L17 109L15 112H14V110L13 109ZM21 108H22V110H21ZM24 108V109H23ZM26 108V109H25ZM42 108V109H41ZM48 108V109H47ZM73 108V109H72ZM76 108H77V110H76ZM85 108H86V110H85ZM115 112L118 114V111L119 112H123V115L124 116H126L125 114L127 113V110H125V109H122L120 106H118V105H116L115 106ZM118 108L120 109V110H118ZM165 108V109H164ZM5 109H8L9 111H7L6 113H11V112H13V113H11V115L10 114H7V115H5L4 113L5 112H3V111H5ZM29 109H30V111H29ZM55 109V110H54ZM122 109V110H121ZM2 110V111H1ZM27 110V111H26ZM44 110V111H43ZM71 110V111H70ZM87 111L88 112V116H85V113L87 114V112H82L81 113V111ZM161 110V111H160ZM25 111H26V113H25ZM38 111V112H37ZM44 112L41 116H40V113H42V112ZM68 111V112H67ZM90 111V112H89ZM160 111V112H159ZM1 112H3V113H1ZM31 114H30V113ZM55 112V113H54ZM59 112V113H58ZM61 112H63V114H61L60 115V117H61V119H60V117H59V114L61 113ZM76 112H80V115L79 114H77ZM125 112V113H124ZM21 113H23V114H21ZM36 114V118L34 117V114ZM39 113V114H38ZM45 113H47L46 115H44ZM90 113V114H89ZM133 112H131V113H129V115H127V117H129L130 116V118H131V115H133L132 114ZM149 112H147L146 111V114L147 115H149L150 113H151V111H150V113L148 114ZM14 114H15V118H14ZM28 114V115H27ZM49 114V115H48ZM67 114V115H66ZM75 114V115H74ZM78 116H80L81 118H83V116H84V118L83 119H78L77 118V115ZM82 114V115H81ZM84 114V115H83ZM128 114V113H127ZM32 115H33V117H32ZM58 115V117H57V119H56V117L55 116H57ZM65 115V116H64ZM89 115H91V116H89ZM94 115V116H93ZM147 115H145L143 112H141L140 111V113H137V117H136V126H137V128L139 129V133L141 132V134L143 133V131H144V129H146L147 128V125L146 124H148V132L151 130V127H152V125L150 124L151 123V119H152V114H150L148 117H147ZM7 118H6V117ZM10 116V117H9ZM30 116V117H29ZM44 116H45V118L46 119H48V120H50L49 122H50V125H47V124H49L48 123V121H45L46 119L44 118ZM50 116H51V118H50ZM63 116H64V119H62L63 118ZM76 116V117H75ZM101 116V115H100ZM139 116V117H138ZM165 116V117H164ZM4 119H3V118ZM12 117V118H11ZM18 117V118H17ZM42 117V118H41ZM144 119H143V118ZM13 118H14V120L16 121V125H17V127H16V125H15V123H13L14 122V120H13ZM35 118V119H34ZM73 120H72V119ZM129 118V119H130ZM146 118V119H145ZM164 118V119H163ZM37 119V120H36ZM43 119V120H42ZM51 119H55V121H58V119H60V121L62 120V122H60V121H58L59 122V124L61 123V125H58V126H56V122L55 121H53V120H51ZM69 121H68V120ZM74 119H76V121L74 120ZM88 119H87V121L86 122H88ZM9 122V123H12V125H14L16 128H20V130L18 129V131L19 132H21V131H23L24 133H22V134H25V131H26V138L25 137H23L22 136V142L20 143V141H21V138H18L17 136H19L18 134L19 133H15L14 134V136L11 134L14 130H12V132H11V129H14V127L12 128L11 126V124L10 125H6V123H4V122H7V121ZM18 120V121H17ZM32 120H34V121H32ZM36 120V121H35ZM65 120V121H64ZM78 120L80 121V122H78ZM40 121V122H39ZM55 123V125L53 126L52 124H54L53 122ZM70 122L71 123V127H69V126H67V123L68 122ZM19 122H21V123H19ZM34 122V123H33ZM58 122H57V124H58ZM67 122V123H66ZM85 122V123H86ZM119 122V121H118ZM143 122V123H142ZM5 124V126H4V124ZM23 123V125L25 126V124ZM30 123V124H29ZM47 123V124H46ZM72 123H74V125L72 124ZM77 123V124H76ZM108 124V126H110V132L112 133V132H114L113 130H112V128L115 130H117V128H119V126H120V128H124L125 129V127H124V124L122 123V122H120L118 125V127H117V122L115 123V121H114V123H115V125H114V123L113 122H111V121H108L107 122ZM65 124V125H64ZM2 125V126H1ZM22 125V126H23ZM52 125V126H51ZM69 125V124H68ZM80 125H81V127H80ZM3 126H4V128H3ZM7 126V128H10V132L11 133H8L7 132V130H6V127ZM8 126H10V127H8ZM23 126V127H24ZM42 126V127H41ZM59 126H60V128H59ZM74 126H76V128H73ZM78 126V127H77ZM83 126V127H82ZM56 128V131H55V129L54 128ZM144 127H146V128H144ZM29 128L31 129V130H29ZM49 128V129H48ZM65 128H67V129H65ZM70 129V131H68L69 129ZM73 128V129H72ZM3 129V130H2ZM6 130V132H5V130ZM66 132H68V133H64V131ZM71 129L73 130L72 132H71ZM81 129V130H80ZM16 130V129H15ZM58 130V131H57ZM61 130V133H59L58 134V132ZM74 130L76 131V132H74ZM115 130V131H116ZM119 130V129H118ZM8 131H9V129H8ZM49 131H51V132H49ZM15 132H17V131H15ZM63 132V133H62ZM69 132H70V134H69ZM74 132V133H73ZM14 133V132H13ZM117 133V132H116ZM17 134V135H16ZM63 134H65V136L63 135ZM77 134V135H78ZM39 136V137H38ZM53 136V137H52ZM16 137V138H15ZM20 137V136H19ZM36 137V138H35ZM43 137V138H42ZM67 137H68V139H67ZM71 139H70V138ZM25 138V139H24ZM28 138V139H27ZM38 138V139H37ZM58 138V139H57ZM62 138V139H61ZM147 138H148V140H147V146H148V148H145V147H142V149H138L139 150V153H140V155H141V153H143V152H145V150L147 151V149H148V151H150V148L151 149H153L154 147H156L157 146V138L154 136H152V135H148L147 136ZM15 139V140H14ZM26 139H27V141H26ZM70 139V140H69ZM74 139H75V141H74ZM73 140H72V142H76L77 140V137H75ZM2 140V141H1ZM30 141V143H29V141ZM68 140V141H67ZM4 141V142H3ZM41 141V142H40ZM33 142V143H32ZM42 143V144H41ZM4 146V147H3ZM9 146V147H8ZM19 148V149H18ZM143 148H145L144 150H143ZM12 149V150H11ZM3 151V152H2ZM146 153V152H145ZM7 154H8V156H9V158L7 157ZM21 154V155H20ZM23 154V155H22ZM18 155H20V158H23V159H20L19 158V160H17L18 158L17 157H19ZM87 155H90V154H87ZM14 156H16V158L14 157ZM6 158L5 159V161L2 159V158ZM15 159H14V158ZM142 157V156H141ZM147 157V156H146ZM11 158V159H10ZM71 158V159H70ZM10 159V160H9ZM72 159H75L74 160V162H75V165H76V167L75 166H73L74 165V163H72L73 161H71ZM145 160L147 159V158H144ZM163 159V158H162ZM7 160V161H6ZM12 160H14V161H12ZM17 160V161H16ZM20 160H21V162H23V160H24V162H23V164L24 165H22V163H21V165H22V167L24 166V167H27L24 171H26L25 173H24V171H22L23 169L21 168V165L20 164H18L19 162H20ZM39 161V162H37V161ZM43 160V161H42ZM76 160H77V162H76ZM143 160V159H142ZM156 161H157V163H156ZM161 162L160 163V165L162 164V163H164L165 161H164V159H163V162L162 161H160V159H158V157L157 158H154V160H152L151 162H155L156 163V165L157 166H159V162ZM15 162V163H14ZM37 162V163H36ZM43 162V163H42ZM70 162V163H69ZM78 162H80V163H78ZM13 164V169H12V164ZM17 163V164H16ZM34 163H35V165H34ZM73 165H72V164ZM16 164V165H15ZM30 164H32V165H30ZM44 164V165H43ZM152 164V163H151ZM5 165V166H4ZM16 167H18V166H20V169H19V167L18 168H15L14 169V167L15 166ZM26 165V166H25ZM164 165H165V163L162 165V167H164ZM4 166V168H2ZM7 166V167H6ZM34 166V167H33ZM6 167V168H5ZM35 167H36V169H35ZM54 167V168H53ZM68 167H75L73 170L75 171V173H76V175H77V177L79 178H77V180H76V178L74 179L76 182H78L77 184H75V186H74V189L76 188V190H74V192H72V194L71 195H73L74 197H70V194H69V189L67 188V187H69V186H67V184H68V182H66L68 179H67V176H66V173H67V169H68ZM38 168H40V169H38ZM47 169V170H49V172L48 171H46V170H44V174H43V169ZM76 168H77V170H76ZM5 171H4V170ZM22 169V170H21ZM31 169L33 170V172H31ZM51 169H53L52 171H51ZM57 169H59V170H57ZM10 170V171H9ZM29 170V171H28ZM37 170V171H36ZM4 171V172H3ZM7 171H9L10 173V175H8V172ZM40 171V172H39ZM61 171H62V173L64 174H62V175H60V173H61ZM65 171V172H64ZM5 172H7V173H5ZM28 172H31L33 175H34V173L37 175V173H38V175L37 176H39V173H40V177L41 178H43V181H45V178H46V183H47V185H48V182H47V178H50V177H47V175L48 176H54L56 173L58 174L59 173V175H58V177L60 176V177H63L64 179L63 180H66V181H63V180H60V179H62V178H59L58 180H57V178H56V176L54 177V178H52V180L51 181H54L55 180V182H52L53 184H51V182H49L50 183V186H52V185H56L57 187H54V186H52V187H54V189L56 188H58L59 187V189H60V187L61 186H59V185H57L58 183H57V181H63L62 182V184H61V182H60V185H62V189L64 188V190L66 191H62V189H57V191H56V189L54 190V192H51L50 190L51 189H49L50 187H49V185L47 186L43 181H42V179L40 180V177H39V183H37V179H38V177L37 176H35V178H30V177H33V175L30 173H28ZM37 172V173H36ZM50 172H52V174H54V175H52ZM56 172V173H55ZM28 173V174H27ZM46 173H48L47 175H46ZM17 176H16V175ZM29 177V175H30V181L28 180H26V178L28 179V177H26V175ZM50 174V175H49ZM56 174V175H57ZM6 175H8L7 177L9 178L10 176L12 177L13 175V177L12 178H14L15 176L16 177H20L21 179H24V182L23 183H25V184H22V185H24V188L25 187H27L26 189H25V192H23L24 191V188H23V186H21V189H20V187H18L17 186V184H19V183H22L21 181H20V178H19V180L15 177V179H17V184H16V182H14L12 179H11V177L9 178V180L10 181H8V180H6V178L7 177H5ZM32 175V176H31ZM43 175H44V177H43ZM25 176V177H24ZM32 179H34L33 181H32ZM51 179V178H50ZM25 180L27 181V182H25ZM49 180V179H48ZM6 181H8L9 183L10 182H12V184H16V187L15 186H11V183L9 184V186H11L12 187V189H11V187H8V182H6ZM32 181V182H31ZM50 181V180H49ZM4 182V184L6 185V187H5V185L4 184H2V183ZM7 184H6V183ZM19 182V183H18ZM30 183V184H29ZM35 183V184H34ZM36 183L37 184H39V186L37 185V186H35L34 187V185H36ZM42 183L44 184V190H43V188H42ZM27 184V185H26ZM31 184H34L33 186L31 185ZM66 185L65 187H64V185ZM105 184V185H104ZM1 185H2V187H1ZM21 185V184H20ZM19 185V186H20ZM29 185V186H28ZM46 185V186H45ZM82 185V186H81ZM89 185H91V186H89ZM3 186H4V188H3ZM31 186H32V188H31ZM81 186V187H80ZM39 187V188H38ZM51 187V188H52ZM77 187H80V188H83V189H79L78 188V190H77ZM113 187L114 188H116L115 190H113ZM8 188V189H7ZM10 188V189H9ZM31 188V189H30ZM35 188V189H34ZM40 188H42V189H40ZM47 188V189H46ZM85 188H86V190H85ZM15 189V191H13ZM16 189H17V191H16ZM30 189V190H29ZM46 189V190H45ZM49 189V190H48ZM53 189V188H52ZM66 189H68V190H66ZM118 189L116 190L117 192H118V195L120 196V194H119V191H118ZM19 190H20V193H19ZM26 190L27 191H29V192H26ZM32 190V191H31ZM48 190V191H47ZM101 190H103V191H101ZM6 191H9V192H6ZM49 192L48 194H45L46 192ZM4 192V193H3ZM15 192H17L18 194L17 195H20V197L19 196H16V195H14V194H16ZM32 192V195H34V197L33 196H31V197H28V196H30V193ZM34 192L36 193L37 192V194L38 193H40L39 195H42L43 194V197L44 196H46V197H50V195H51V193H52V195H51V197H50V199L48 200V198H47V200H46V197L45 198H43L44 200H45V202H43L44 204H47L48 205V207H46L45 205L43 206V207H46V208H43V207H41L43 204L40 202V200H42V198H40L39 199V196H38V200H39V202L41 203V206H39L40 205V203H39V205L35 202L37 199H36V196H37V194H34ZM78 192V193H77ZM107 192L109 193L110 192V195L109 194H107ZM114 192V193H113ZM116 192V193H117ZM24 193H27V194H24ZM82 193H83V195H82ZM0 194V195H1ZM7 194V195H6ZM9 194V195H8ZM11 194H13V196H15L17 199L15 200V198H13L12 197V195ZM29 194V195H28ZM63 194V195H62ZM78 194H80V195H78ZM86 194H89V195H87V196H84V195H86ZM21 195H22V199H21ZM24 195H26V196H24ZM54 195V196H53ZM62 195V196H61ZM69 195V196H68ZM81 195H82V198H81ZM102 195H99L98 197H99V199H101L102 198ZM107 195V196H106ZM6 198H5V197ZM9 196H11V197H9ZM84 196V197H83ZM26 197V198H25ZM34 198V201H33V198ZM41 197V196H40ZM88 197V198H87ZM0 198H1V196H0ZM5 198V199H4ZM10 198H11V200H10ZM30 198V199H29ZM32 198V199H31ZM51 198L52 199H54V200H51ZM61 200V202H60V200ZM120 197H116V199L115 200H117V199H119ZM13 199V200H12ZM20 199V200H19ZM26 199V200H25ZM28 199H29V203H28ZM36 199V200H35ZM57 199L59 200V202L57 201ZM82 199V200H81ZM30 200H32V202L30 201ZM55 200L58 202H56L58 205H59V207L58 206H56L55 204H53V203H49V201H52V202H55ZM74 200V201H73ZM77 200V201H76ZM84 200V201H83ZM11 201V202H10ZM23 201V202H22ZM24 201H25V203H24ZM63 201V202H62ZM34 202L36 203L35 205H34ZM48 202V203H47ZM81 202L79 203L80 204V208H79V206L76 204V208H77V206H78V210L77 211H75L76 210V208H75V210L73 211V212H77V213H74V214H78L79 213V211H83V209H81V206H83L82 208H84L85 206H86V204L84 205H81ZM4 203V202H3ZM11 203V204H10ZM61 203V204H60ZM24 204H27L26 206L24 205ZM51 204H53V205H55L56 207H57V209H56V207L55 206H53V208L50 206ZM66 204H68V206L69 207H67L66 206ZM3 206H1V208L3 207V209H4V204H2ZM12 205V206H13ZM13 206L14 208V210L10 207V211H9V209L5 206V208H7V209H4L5 210V212L7 211L8 213H3V209H2V215L4 216H8V215H11L10 217H8V218H10L11 220H12V217H14V216H12V214H15V208H17L16 206ZM18 205H20L21 206V211H20V209H19V207L20 206H18ZM36 205H37V207L39 208V207H41L42 208V210H41V208H37L36 207ZM61 205L63 206L64 205V207H65V210H64V207H61ZM23 206H24V208H23ZM27 209H26V208ZM29 207H30V209L32 210V208H33V210L32 211H30V209H29ZM0 208V209H1ZM35 208V209H34ZM53 209V210H50V209ZM22 209H23V211H22ZM46 209V210H45ZM80 209V210H79ZM20 211V213H19V211ZM29 210V211H28ZM18 211V212H17ZM49 211H51V212H49ZM1 212V211H0ZM13 212V213H12ZM22 212V213H21ZM31 212H33V214L31 213ZM38 212V214L40 215V217H39V215H37L36 213ZM30 213V214H29ZM63 214H64V216H63ZM54 215V216H55ZM144 216H146V214L144 215ZM19 218H20V215L18 216ZM21 219H23V214L21 215ZM26 217V216H25ZM5 218H7V217H5ZM32 218V219H33ZM65 220V221H66ZM19 226H21V224H19ZM35 226H33V227H31L30 228V230L32 231V233H34L35 232ZM63 230V229H62ZM141 242L142 241H140V243H139V247L140 246H142V245H144L143 243H142V245H141ZM143 247V248H142ZM141 247V249H144V247H146V245L145 246H142ZM146 248H148V246L146 247ZM146 248H145V250H141V253L142 254H144L145 253V251H146ZM143 251V252H142ZM212 256H209L208 258L209 259H215L214 257H215V254L213 255V257L211 258ZM148 261H150L149 260V257H148V255L146 254L145 256H143V259L141 260V264H149V262ZM172 261H173V259H172ZM231 261H233V260H231ZM174 262V261H173ZM175 263V262H174ZM180 264H181V262H180ZM229 264H232L231 262L229 263Z\"/></svg>",
  "mask_w": 264,
  "mask_h": 264
}]
</instances>
